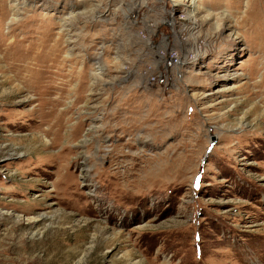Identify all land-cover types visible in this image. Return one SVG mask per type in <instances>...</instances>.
I'll return each instance as SVG.
<instances>
[{
	"label": "rangeland",
	"instance_id": "374dc122",
	"mask_svg": "<svg viewBox=\"0 0 264 264\" xmlns=\"http://www.w3.org/2000/svg\"><path fill=\"white\" fill-rule=\"evenodd\" d=\"M156 3L0 0V264H264V0Z\"/></svg>",
	"mask_w": 264,
	"mask_h": 264
},
{
	"label": "built area",
	"instance_id": "2783aa9c",
	"mask_svg": "<svg viewBox=\"0 0 264 264\" xmlns=\"http://www.w3.org/2000/svg\"><path fill=\"white\" fill-rule=\"evenodd\" d=\"M154 1L157 2L156 5L160 9H162L165 13V16L162 17L163 21H161V25L159 26L157 25L156 28L169 27L171 29H174L177 26L185 27L183 23L185 22V18L191 21L194 20L193 17L189 18L188 14H190L194 10V8L198 9L202 0H154ZM166 56H167L166 67L175 66L178 56L177 55L170 56L169 54H167ZM178 63L179 62H177V64Z\"/></svg>",
	"mask_w": 264,
	"mask_h": 264
},
{
	"label": "bare ground",
	"instance_id": "6f19581e",
	"mask_svg": "<svg viewBox=\"0 0 264 264\" xmlns=\"http://www.w3.org/2000/svg\"><path fill=\"white\" fill-rule=\"evenodd\" d=\"M194 3H195V2H194ZM196 10H197V9L194 8V10H193L189 15H190V16H193V17L195 18V17H196V16H195V12H197ZM233 31H234V30H233ZM138 264H139V263H138Z\"/></svg>",
	"mask_w": 264,
	"mask_h": 264
}]
</instances>
